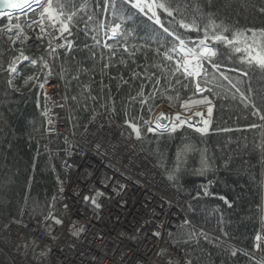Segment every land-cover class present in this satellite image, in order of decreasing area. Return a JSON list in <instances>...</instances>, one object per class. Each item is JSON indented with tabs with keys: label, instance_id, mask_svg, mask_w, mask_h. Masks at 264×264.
<instances>
[{
	"label": "trees",
	"instance_id": "1",
	"mask_svg": "<svg viewBox=\"0 0 264 264\" xmlns=\"http://www.w3.org/2000/svg\"><path fill=\"white\" fill-rule=\"evenodd\" d=\"M176 2L182 5L187 22L194 19L201 28L210 22L223 25L229 30L224 33L229 38L232 33H243L240 39L251 44L252 31L264 29V14L257 11L264 7V0ZM93 11L97 12L94 16L97 23H107L111 19L96 8L95 0H88L87 15ZM38 12V8H30L12 14V18L9 15L0 17V65L3 66L0 67L1 227L5 218L21 221L25 209L32 216L55 211L53 187L58 174L50 162L47 145L61 150L65 137L43 135L50 114L42 88L34 87L21 95L8 85L10 76L5 71L7 62L16 52L6 42L3 30L11 23L35 18ZM81 15L87 19V15ZM140 24L142 21L127 25L137 28L138 38L129 41L137 48L134 55L125 53L108 39L104 35L106 29L85 34L83 23L73 27L72 49H61L54 57L67 97V129L73 135H80L98 113H111L128 129L125 121L139 124L142 135L137 141L145 157L189 199L185 206L192 222L184 223L173 237L177 245L184 248L191 264H264V258L253 251L256 235L261 232L264 237V119H261L264 116V70L241 66L242 54L216 45L221 71L231 76L233 82L237 74L229 69L243 67L249 75L240 78L239 92L228 86L227 81H222L225 87L217 89L209 84L207 87L213 88L211 93L197 94L194 86L181 88L170 75L164 79L161 70L167 74L168 67L162 56L154 51L157 44L151 43L139 50L140 45L146 44L143 37L148 35L138 27ZM96 27V24L89 25L92 29ZM93 35L99 43L91 38ZM202 35V31H192L186 33V38L195 41ZM106 42L114 45L115 56L103 46ZM255 42L264 43V37L256 36ZM238 46L244 48L245 44ZM45 77L46 72L37 83H43ZM157 78L160 84L154 86ZM240 93L249 99H244ZM204 96L213 105L208 132L200 133L188 126L175 132L146 131L148 125L143 121H150L159 105L166 104L186 112L197 103H190L188 109H182V103L201 100ZM141 99L147 103L142 105ZM257 109L258 114H254ZM233 250L237 255H231ZM3 256L1 251L5 259Z\"/></svg>",
	"mask_w": 264,
	"mask_h": 264
},
{
	"label": "built area",
	"instance_id": "2",
	"mask_svg": "<svg viewBox=\"0 0 264 264\" xmlns=\"http://www.w3.org/2000/svg\"><path fill=\"white\" fill-rule=\"evenodd\" d=\"M35 28V27H34ZM33 36V33H30ZM16 46L20 52L22 45ZM33 59L46 58V49ZM21 46V47H20ZM58 51V50H57ZM33 53V54H34ZM25 55V54H24ZM26 55H28L26 53ZM29 59H32L31 57ZM49 60V59H48ZM50 64L51 61L49 60ZM54 69L52 78L44 83L50 102V112L55 116L57 133L71 140L67 124L57 114L56 108L65 101L61 92V78ZM22 76L39 77L40 69L25 62L19 69ZM17 92H27V87L11 77ZM13 89V90H14ZM60 97V99H58ZM96 128L85 131L84 141L67 155L48 150L57 159L65 176L53 187L54 216L64 219L62 225L44 221L43 216H32L25 210L21 221L5 219L0 236L5 241L0 264H189L184 248L176 245L173 233L187 219L186 196L172 186L162 172L146 158L129 132L114 122L112 117L101 115ZM99 145V148L97 147ZM106 146V147H104ZM112 149L110 147H113ZM138 148L125 153L137 161L119 156L118 148ZM124 185L121 190L118 186ZM61 189H63L61 191ZM104 193L98 198L102 205L94 209L84 196ZM69 206L68 210L63 205ZM26 224L23 228L20 224ZM83 229L82 232L79 230ZM159 231V237L151 233ZM77 232L73 236L71 233ZM37 245L41 248L38 249ZM19 246V247H18Z\"/></svg>",
	"mask_w": 264,
	"mask_h": 264
},
{
	"label": "snow or ice",
	"instance_id": "3",
	"mask_svg": "<svg viewBox=\"0 0 264 264\" xmlns=\"http://www.w3.org/2000/svg\"><path fill=\"white\" fill-rule=\"evenodd\" d=\"M24 2L27 3L28 0H24ZM33 2L40 9L38 19H34L27 24V27L32 29L33 36L23 35L24 30L19 24L10 25L3 31L6 34H10L14 29L17 30L13 45H16L17 42L23 43L26 40H34L37 47L46 49L48 56L53 58L58 49H72L73 40L70 39L73 35L72 29L80 23L84 24L85 34L98 32L100 29H106L104 35L108 37V39L114 41L125 53L134 55L137 48L135 45H131L129 41L138 38L136 36L137 28H129L127 25H136L137 21H142V24L138 27L147 31L148 35L143 37L146 44L140 45L139 50H144V48L150 46L151 43L157 44L154 51L157 55L162 56L165 66L168 67L167 74L161 70V75L164 76L165 80H167L169 75L172 76L175 83L181 85V88L194 86V91L197 94H202L204 92L211 93L213 88L207 87V85L213 84L217 89H221L225 87L222 81H227L228 86L235 89L236 92L240 91L237 84L241 82L240 78L249 75V71L243 67L229 69L230 72L237 74V79L233 82L231 76L221 71L222 65L220 61L216 59L218 54L216 45H223L225 48H230L234 53L242 54L239 60L241 66L248 65L249 68L264 70V43L256 44L255 42L256 36L264 37V29L258 32L252 31L253 40L251 44H249L246 39L243 41L240 39V37L244 35L243 33H232L231 38H229V35L224 34L229 30L223 25L210 22L208 25L201 28L194 19L187 22V17L182 5L177 3L176 0H95L96 8L106 17H111L107 23L103 21L97 23V21L94 20V16L97 15L95 11H93L91 15H87L88 0H63L62 3L60 0H55V5L54 0H33ZM10 6L21 7V4L14 2ZM257 11L260 14H264V7H260ZM81 13L87 15L86 20ZM178 16L180 19H177ZM90 24H96L97 27L95 29L89 28ZM166 24L167 26H165ZM33 25H36V27L33 28ZM180 30H183V33ZM192 31H202L203 35L195 41L189 40L186 38V33ZM21 37H23V39H21ZM8 38L12 39L11 35H9ZM91 38L96 40V43H99L95 35ZM241 43L245 44L244 48L238 46ZM103 46L109 49L112 56L116 55V49L112 43L106 42ZM85 47H88V45H85ZM220 55L222 56L223 53L221 52ZM25 62H27V65L31 68H39L41 73L47 72L51 75V66L48 59H45L43 56L36 59H29L28 56L24 55L23 51H20L18 55H14L13 58L7 62L5 71L10 77L14 75L19 79L22 82L21 87H27L33 79L37 81L40 79V77H24L21 75L19 69ZM206 64L208 67H205ZM0 67L3 66L0 65ZM209 68L212 69L211 72ZM7 83L14 89L13 79L10 78ZM202 83L205 85L204 87L201 86ZM159 84L160 79L157 78L154 86H158ZM34 86L43 88L44 84L37 83ZM249 91H251V89H249ZM20 94L23 95L22 92ZM240 94L244 99H249V97H245L243 93ZM139 95L142 97L143 92ZM71 99L75 100L76 98L71 97ZM132 99L135 100L136 98L133 97ZM193 102L209 105L207 108V115L209 117L211 116V100H209L207 96H204L201 100L185 101L180 107L182 109H188L189 104ZM140 103L144 105L147 101L141 99ZM252 107H255V105L253 104ZM258 112L259 110L257 109L254 114H258ZM44 115L47 116V112H45ZM203 115L204 114L201 112H194L191 116L182 118L180 113H176L174 117L175 122L171 123L169 127L168 124L162 125L163 121L169 119L168 116L162 112L160 116L156 118L157 122L155 126H151L148 120H144L143 124L148 125L146 131L149 133L155 132L157 128H162V131L167 130L175 132L184 125L193 127V117H203ZM261 119H264V116H262ZM49 123H51V121H49ZM125 123L128 124V127L131 129L132 133H134L135 137L140 139L142 135L141 126L132 121H125ZM201 123L202 127H197L196 131L200 133L207 132L209 120L202 119ZM251 127L255 128L257 126L251 125ZM97 147L99 148V145H97ZM169 179H173V177L169 176ZM118 187L122 190L125 186L119 185ZM62 190L63 189H61V191ZM103 195V192L96 191L94 196H84L83 199L85 202H90L94 209H100L102 205L98 203V198ZM53 199L55 200V198ZM221 199L224 198L221 197ZM63 208L68 210L69 206L65 204ZM67 218V216L63 219L57 218L49 211L48 216L44 217V221L48 222L49 227H51L52 224L62 225L64 219ZM13 222L19 223L18 221ZM185 223H187V221ZM20 226L23 228L28 227L26 224L22 223ZM5 227L7 228L8 226L5 225ZM79 231L82 232L83 229ZM71 234L75 236L78 233L73 232ZM151 235L153 237H159L161 233L159 231H153ZM255 241L256 248L264 246V237L260 234L256 235ZM37 248L40 249L41 246L37 245ZM231 255L235 256L237 252L233 250ZM189 264H191V262H189Z\"/></svg>",
	"mask_w": 264,
	"mask_h": 264
},
{
	"label": "bare ground",
	"instance_id": "4",
	"mask_svg": "<svg viewBox=\"0 0 264 264\" xmlns=\"http://www.w3.org/2000/svg\"><path fill=\"white\" fill-rule=\"evenodd\" d=\"M22 29L24 30L23 31V35H27V36L31 37L30 33L32 32V29L28 28L27 25L22 27ZM26 44L27 45H25V44L23 45V48L21 50L24 52L25 55H26V53L28 54L26 56H28L29 58L31 57L33 59L34 56H36V53L33 52V49H35L34 50L35 52L40 51V49L37 50V48H35V45L32 42V40H28ZM61 95H62V99H64L65 101H63L56 108V110H57V114L60 116V118L63 119L66 124H68V119H67L68 118V109H67L68 106H67V97H66V94H65V89L62 90ZM58 99H60V97ZM61 105H62V107H61ZM162 112L165 113L168 116V118H169L166 121V123L169 125V127L171 126V123L175 122L174 121V117H175L176 113H180L182 118H187L188 116H191V115L183 114L180 111H174L172 108H170L167 105H161L158 108L157 113L155 114L154 125L157 122L156 118ZM101 115H107V116H110V117L112 116L111 113H98V115L96 114L94 117H92L93 119L90 121V123L87 125V127L84 128L85 130L80 135L76 136V135L71 134V136H70L71 140H67V141L64 142L63 148H61L63 155H67L73 149H75L76 146L78 145V140H79V142H83L84 141V135L83 134L85 133V131L87 129L96 128V126L98 125V123L101 120L99 118ZM55 116L53 114H50L49 121H51V123L48 124L47 130H45L46 132L43 134L45 137H51V136L57 134V130H56V127L54 125ZM202 119H207L210 122V117L207 115V116H203V117H193L192 123L196 122L195 124L199 125V127H202V123H201ZM104 147H106V146H104ZM110 148L115 149L114 146L110 147ZM117 148H118V152H119L118 155L119 156H121L123 158H126V159H128V160H130L132 162H136L137 161L135 158L129 157L125 153V151H129L130 154H131V152L136 151L138 148H136L134 146H130L129 149L126 146H120V147L118 146ZM138 150H140V149H138ZM140 152H141V150H140ZM48 155H49L50 162H51L56 174H58L59 170H61V166L58 164L57 159L52 156L50 151H48ZM25 210H28V209H25Z\"/></svg>",
	"mask_w": 264,
	"mask_h": 264
},
{
	"label": "rangeland",
	"instance_id": "5",
	"mask_svg": "<svg viewBox=\"0 0 264 264\" xmlns=\"http://www.w3.org/2000/svg\"><path fill=\"white\" fill-rule=\"evenodd\" d=\"M10 16V18H12L14 15H9ZM0 17H2V15H0ZM34 20V19H33ZM32 21V19L31 20H29V21H26V22H24V23H15V24H19L20 25V27L22 28V27H24V26H26L29 22H31ZM26 24V25H25ZM12 25H13V23H12ZM10 26V25H9ZM16 31L17 30H13V32L12 33H10V34H6L5 32H4V35H5V38H6V40L7 41H11L12 39H9L8 38V36L9 35H11V37L12 38H14L15 36H16ZM33 33V32H32ZM207 66V64L205 65V67ZM161 105H166V104H161ZM161 105H159V107L161 106ZM211 107H212V111H213V105L211 104L210 105ZM158 107V108H159ZM209 107V105H206V104H195V105H192V106H190V108L186 111V112H183V111H181V110H176V109H174V108H172L174 111H180V112H182L183 114H186V115H192L194 112H201V113H203L204 115L203 116H207V108ZM158 108L153 112V114H151L152 115V117H151V120H150V124H151V126H155L154 125V119H155V114L157 113V110H158ZM171 108V107H170ZM160 116V115H159ZM158 116V117H159ZM210 120H211V116H210ZM163 124H167L166 123V121H164V122H162ZM196 123V122H195ZM195 123H192L193 124V127H191V128H193V129H195L196 130V128L197 127H199V125H197V124H195ZM162 124V125H163ZM184 126H187V125H184ZM183 126V127H184ZM209 126H210V122H209V125H208V129H209ZM179 129V128H178ZM155 132H170V131H167V130H163L162 131V128H157V130L155 131ZM149 160V159H148ZM150 161V160H149ZM151 162V161H150ZM152 163V162H151ZM153 164V163H152ZM181 192V191H180ZM181 193H183V192H181ZM186 200H187V202H188V197L186 196ZM186 202V203H187ZM186 203H185V205H186ZM0 225H2V223H0ZM1 227V226H0ZM2 228V227H1ZM0 228V229H1ZM202 230H204V229H202ZM2 248H4V243H3V240L1 239V236H0V258H1V251H2Z\"/></svg>",
	"mask_w": 264,
	"mask_h": 264
},
{
	"label": "water",
	"instance_id": "6",
	"mask_svg": "<svg viewBox=\"0 0 264 264\" xmlns=\"http://www.w3.org/2000/svg\"><path fill=\"white\" fill-rule=\"evenodd\" d=\"M14 2L21 4V7H11ZM36 5L33 0H28L27 3L24 0H0V13L2 14H14L21 13L28 10L30 7Z\"/></svg>",
	"mask_w": 264,
	"mask_h": 264
}]
</instances>
